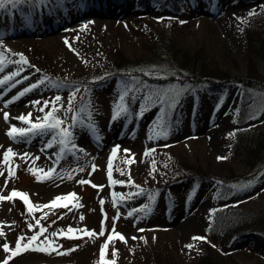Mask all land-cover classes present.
Returning <instances> with one entry per match:
<instances>
[{"label": "rangeland", "instance_id": "rangeland-1", "mask_svg": "<svg viewBox=\"0 0 264 264\" xmlns=\"http://www.w3.org/2000/svg\"><path fill=\"white\" fill-rule=\"evenodd\" d=\"M238 2L239 0H205L200 8L202 13L205 12L203 17L209 20L197 22L190 19L200 13L195 11V5L190 9L187 7L182 18L170 20L174 23L161 22L160 17H156L158 14L155 3L146 8L148 14H143L144 17L140 18L138 14L132 12L126 13L128 16L123 14L121 18H113L118 17L124 8L128 11L133 9V5L128 3L120 9L117 1L115 8L118 7V12L101 8L92 9L88 12L90 14L86 15L78 2L70 0L64 9L56 12L62 19L44 21L43 27L37 21L14 25L6 16L3 19L1 17L0 41L3 46L0 47V51L5 48L10 50L5 53L10 60H18V54H23L28 65L24 66L26 70L21 76L15 79L20 80L23 76L30 78L11 91L7 90L9 85L0 88V92L5 93L0 98V173H3L0 175V195L7 197L16 190L28 194L33 205H44L50 203L56 196L76 193L78 203L82 205L79 208H72V205L77 203L73 200L69 205L71 211L57 207L54 209L55 214L49 213L47 219L41 220L47 232L40 240L52 232L64 230L58 236H49L50 240L55 241L52 248L56 251L52 248L46 252L23 251L10 259L9 264H98L101 245L111 233L113 218L117 213L120 218L115 223V230L122 234L127 242L113 240L106 250L105 259L115 261V264H153L155 260L160 262L159 264H197L199 256L207 251L209 245L217 252L218 257H215L220 264H264V252L248 250L250 241L244 238L211 237L205 234L211 220L219 178L223 176L227 166L241 170L228 155L232 139L230 134L233 109L241 96L240 87L236 85L230 89L216 91L202 89L200 95L190 93L178 121L168 131V135L150 140L148 137L153 134L151 130L159 116L158 104L149 106L150 110L140 117V105L144 101L131 100L134 93L129 92L126 97L129 114L112 121L113 109L119 102V95L125 82L113 77L98 88H86L85 85L93 71L102 74L111 69L113 66L111 52L115 46L122 48L129 55L134 53L141 55L143 47L148 42L149 33L152 32L168 33L167 36L179 40L181 44L202 46L212 59L218 60L223 67L231 70L233 67L230 59L233 58L237 62L234 74L242 77L245 74L244 42L238 28L241 19L240 13L236 11ZM14 17L15 21L25 22L23 16ZM34 32L40 35L31 34ZM65 40L71 48L65 44ZM38 51L46 54L40 58L47 64L46 66L35 60L33 52ZM17 67L19 65L9 64L5 71L0 73V78L11 74ZM69 77L82 80L81 84L78 86L72 82L65 83L67 80L64 78ZM57 78L64 80L57 81ZM40 79H46L45 85L4 107V101ZM56 83L62 87L52 86ZM128 87L133 89L130 84ZM75 89L80 91L74 104L89 106L97 129L96 132L80 126L73 129L75 143L84 150L83 152L68 154L59 164H54L59 145L45 149L50 135L29 136L26 138L28 142H25V138L18 137L17 140H13L6 135L11 126L29 127L16 119L21 114L27 116L31 113L33 122L42 116L43 113L39 112L38 108L45 100L50 102L51 107L55 97L60 96L61 100L57 102V106L63 105L66 108L70 93ZM34 101H41V105L33 106ZM4 112L10 114L9 122L4 120ZM57 115L61 119L67 116L69 123L71 122L72 113L61 111ZM251 126L264 132V115L256 118ZM117 145L119 151L113 159L112 178L127 182L129 176L120 175L117 171V168L124 169L126 173L130 172L131 180L144 189L145 194L126 199L114 206L112 192L124 194L137 191L135 187L109 185L107 162L112 149ZM8 148L17 156L12 157L6 165L3 156ZM125 149L129 150L128 155L125 154ZM148 149L155 151L145 156ZM24 153H28L29 157L22 159ZM37 157L39 159H35ZM218 157L226 159L218 160ZM130 158H134V162L130 165L125 164L124 161ZM178 160L201 169L207 176L205 181L194 185L188 183V178H184L179 183L167 186L169 189L165 186L159 187L161 184L159 178L164 177L166 167ZM93 165L97 170L89 175ZM9 167L14 170L15 175L8 179L5 187ZM30 167L41 169L43 172L55 167L58 175L66 176L71 173L72 179L54 178L40 182L29 172ZM80 168L84 171H78ZM73 169L77 171H72ZM79 180H90L92 184L104 187L98 189L90 184L81 185L77 183ZM249 184L251 186L247 188H244V185L238 187L223 200L228 207L264 216V179L245 185ZM152 194H155L154 201L148 199ZM101 200L104 201L103 205L100 203ZM145 204H150V212L136 213L134 217L127 216L131 209ZM45 212L49 210L34 208L31 214L27 213V206L19 197L11 201H0V233H3L0 235V264L11 254L4 251L3 245L7 244L10 249H15L17 239L21 236L25 237L23 243H27L26 238L39 231V226L29 230L28 225L35 224V219H40ZM81 215L84 216L83 221L80 220ZM59 216L64 218L57 219ZM105 217L103 237L90 238L81 232H67L71 227L86 228L99 233L102 219ZM52 221L56 223L53 224ZM70 236L82 238H69ZM194 236L207 237V242L194 241L192 240ZM132 237L137 239L133 240ZM36 243L39 244V240ZM189 243L195 247L186 248L185 245ZM74 248L75 251H69ZM58 252L65 254H57ZM113 252L117 255L113 256Z\"/></svg>", "mask_w": 264, "mask_h": 264}, {"label": "trees", "instance_id": "trees-1", "mask_svg": "<svg viewBox=\"0 0 264 264\" xmlns=\"http://www.w3.org/2000/svg\"><path fill=\"white\" fill-rule=\"evenodd\" d=\"M125 1L133 5V9L129 11H135L140 18L144 17L143 14H148L145 9L155 3L158 14L156 17H160L161 22L174 23L170 20L176 21L182 18L183 11L194 5L195 11L200 13L190 17L191 21L209 20L203 17L204 13L200 8L204 0ZM94 2L95 8L119 11L118 7L115 8L116 2L113 0H94ZM238 3L236 11L241 16L238 28L244 42L245 74L242 77L234 74V70L237 69L235 59H230L233 67L231 70L223 67L217 62L218 60L212 59L202 46L181 44L179 40L167 36L168 33L152 32L149 33L148 42L143 47L141 55L135 53L129 55L122 48L115 46L111 52L113 65L111 69L102 74L93 71L85 85L86 88L96 87L114 77L127 82L133 89L144 85L147 86L145 91L149 87L164 90L167 87L183 89L180 103L174 111H169L166 117L165 127L168 131L178 121L184 102L191 91L197 92L201 86L216 91L230 89L235 84L239 85L241 97L234 108L231 123V132L234 135L229 144L228 155L241 170L227 166L223 176L219 178L212 216L205 234L211 237L244 238L251 243L248 250L264 252V216L228 207L223 200L238 187L264 179V132L251 126L256 120L253 117L264 115L261 114L264 113V0H239ZM62 4L61 0H28L27 3L19 5L15 11L18 18L29 15L31 18H36L37 12L40 14V11L46 10L49 15V11H54ZM119 8L121 9V6ZM8 10L14 11L9 6L6 10H0V15L3 16ZM250 13L255 14L249 15ZM33 55L37 62L42 63H40L42 66L47 65L40 60L46 54L38 51L33 52ZM146 73L148 75H145ZM57 79V81L65 79L67 80L65 83L72 82L78 86L82 81L72 77ZM165 110L167 111L166 106ZM175 163L167 166L166 171L163 170L164 177L159 178L161 182L159 187L167 186L183 178H188L193 183H201L207 178L201 169L194 167L195 165L191 163L180 160ZM234 185L237 187H233ZM215 256L218 257L217 252L209 245L207 251L199 256L197 264H220ZM159 263L156 260L153 262V264Z\"/></svg>", "mask_w": 264, "mask_h": 264}, {"label": "snow or ice", "instance_id": "snow-or-ice-1", "mask_svg": "<svg viewBox=\"0 0 264 264\" xmlns=\"http://www.w3.org/2000/svg\"><path fill=\"white\" fill-rule=\"evenodd\" d=\"M28 0H0V10H6L11 7V9H18V6L27 3ZM255 13H250L249 15H254ZM30 15L25 17V20L30 22ZM183 23V21H181ZM65 44L71 48V45L68 43L67 40H65ZM2 41H0V47H2ZM10 50L4 49L3 51H0V73H3L5 71V68L9 64H16L19 65V67L16 68L11 74L9 75H4L2 78H0V88H2L4 85H9L8 91H11V89L16 88L18 84L23 83V81L28 80L30 77L28 76H23L22 79L17 80L15 79L16 77H20L21 74L26 70L25 65H28L27 59L23 56V54H18L19 59L18 60H10L8 57L5 55L6 52ZM34 67V66H32ZM38 71V70H37ZM145 75H148L146 73ZM14 81V82H13ZM46 79H40L36 83H32L29 86L23 88L21 91H19L15 96L11 97L9 100L4 101V107H8L10 104L16 102L26 94L32 92L34 89L39 88L41 85H45ZM48 83H51V81H48ZM52 86L56 88L62 87L59 83L53 84ZM146 85L143 87H137L135 89L129 88L128 83L125 82L122 91L119 95V102L115 104L114 109H113V116H112V121H115L119 119L122 115L127 116L129 114V108L126 104V97H128L129 92H133L134 94L131 96V100H140L142 99L144 103L140 105V112L139 116L143 117L144 114L150 110V105L155 106L159 105L160 111H159V116L157 121L155 122L154 127L152 128V135H150L148 138L150 140L152 139H158L161 136L166 137L168 135V128L165 127L166 123V117L168 115L169 111H174L177 105L180 103V95L183 92V89H166V90H153V89H146ZM79 89H75L70 93L69 99H68V106L65 108L63 105L57 106V102L61 100L60 96H56L55 99L51 102V107H49L50 102L45 100L42 103V106L38 108V111L43 113L42 116H39L36 118L35 122L31 120V113H28L27 116L21 114L19 117H16L19 121L29 125V127L22 128V127H16V126H11L10 130L6 133L11 139L17 140V138H25V142H28L26 138L29 136H49L50 139L47 141L45 145V149H51L55 145H59V152L56 153V160L54 161V164H59L61 160H63L66 155L72 154L75 155L77 151L83 152L84 150L79 148L78 145L75 143V134L73 129L76 128L77 126H80L82 128H88L91 129L93 132H96L97 129L94 126V122L92 120V112L89 109L88 105H80L77 106L74 104V101L76 99L77 93L79 92ZM4 92H0V98L4 95ZM82 99V98H81ZM222 103V101H221ZM33 106L36 105H41V101H34L32 102ZM165 106L167 108V111L165 110ZM48 109V111H45ZM65 112V113H72L70 117V123H69V118L65 116L63 119L60 118V116L57 115L59 112ZM264 114V113H261ZM3 118L5 122H9L10 120V114L8 112L3 113ZM253 118H258V117H253ZM234 135V134H230ZM99 139V137H97ZM119 151V146H115L112 149V152L110 154L109 160L107 162V177L109 181L110 186H115L117 184H120L122 186H129V187H135L137 188V191L134 193H124V194H118L115 192H112V199L114 206L121 204L123 201L126 199H132L134 197H138L141 195L145 194V190L140 188L138 185H135L134 181L131 180L130 172L126 173L124 169H119L117 168V171L120 173V175H125L127 174L129 176V179L127 182L125 181H118L113 179V159L117 156V153ZM125 154H129V150L125 149ZM155 149H148L145 151V156L151 155ZM17 154L11 149L8 148L4 152L3 156V162L8 165L10 162V159L12 157H16ZM29 154L24 153L23 158H28ZM35 159H39L38 157ZM219 159H226V157H218ZM134 162V158L126 159L124 161L125 164H131ZM153 168L155 167V162L153 161ZM29 172H31L38 181L42 182L44 180L48 179H54V178H59V179H72L71 173L67 174L66 176L63 175H58L56 173L55 167L47 170V172H43L41 169H33L29 168ZM97 170L96 166H92V171L89 173V175L92 174V172H95ZM72 171H77V169H73ZM78 171L83 172L84 169L80 168ZM43 173V174H41ZM0 175H3V173H0ZM15 175L14 170L9 167L8 169V178L5 179V187H7L8 179L13 177ZM77 183L81 185L85 184H90L93 188H98L102 189L104 186L103 185H96L92 184L90 180H79ZM58 186V185H57ZM251 184L249 185H244V188L250 187ZM237 187V186H233ZM19 197L27 206V213L31 214L35 209L37 210H43V209H48L49 212H45L44 216H42L40 219H35V224H29L28 228L29 230H33L35 227L39 226V231L34 232V234L30 237H27V243H23L25 240V237L21 236L18 237L16 247L15 249H10L7 244L3 245V249L6 253L10 252V256H8L2 264H9V260L15 257L18 254H21L23 251H42L46 252L49 250V248H52V245L55 243V241H52L49 239V236L55 237L64 232L63 229H60L59 232H52L49 234V236H45L43 240H40V237L44 235L45 232H47V228L44 227L41 224L42 219H47V216L49 213L55 214L54 209L57 207H62L67 209L68 211H71L72 208H79L82 207L81 204L78 203V196L76 193H69L67 195H60L56 196L50 203L44 204V205H33L30 200L29 196L26 193L19 192L16 190H13L10 195L7 197L0 195V201L8 200L11 201L13 198ZM148 199L150 201L155 200V194L149 195ZM76 200L77 203L72 205V208L69 207L70 204H72V201ZM101 205L104 204V201H100ZM151 211V206L150 204H145L141 207L138 208H133L131 209L128 213V217H134L136 213H145L147 214L148 212ZM63 216H59L57 219H63ZM119 213H117V216L113 218V226L111 229V233L107 236V239L105 242L101 245L100 249V261L98 264H115V261H108L105 259V253L106 250L109 248L110 243L113 240H120L124 241L125 243L127 242L126 238L116 232L115 230V223L119 219ZM80 220H84V216H80ZM106 220V217L102 219V226L101 230L99 233H96L94 230L89 231L88 229H73L69 227L67 229L68 233H75V232H81L84 233L86 236L93 238V237H103L105 236V228H104V222ZM52 223H56V221H52ZM138 231L143 232L144 229H138ZM0 235H3V233H0ZM69 238H82V237H73L70 236ZM133 240L137 239V237H132ZM39 240V244L36 242ZM192 240L194 241H205L207 242V237H201V236H194L192 237ZM186 248L188 249H193L195 247L194 244L189 243L185 245ZM53 251H56L55 248H52ZM76 249H71L69 251H75ZM57 254H65L62 252H58ZM113 256L117 255L116 252L112 253Z\"/></svg>", "mask_w": 264, "mask_h": 264}]
</instances>
